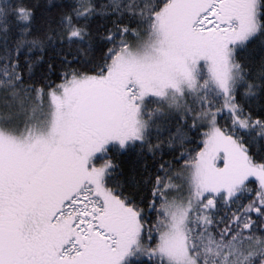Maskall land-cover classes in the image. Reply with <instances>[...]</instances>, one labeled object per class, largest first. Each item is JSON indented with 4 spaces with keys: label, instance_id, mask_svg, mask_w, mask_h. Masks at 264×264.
I'll return each mask as SVG.
<instances>
[{
    "label": "snow or ice",
    "instance_id": "obj_1",
    "mask_svg": "<svg viewBox=\"0 0 264 264\" xmlns=\"http://www.w3.org/2000/svg\"><path fill=\"white\" fill-rule=\"evenodd\" d=\"M0 264H264V0H0Z\"/></svg>",
    "mask_w": 264,
    "mask_h": 264
},
{
    "label": "trees",
    "instance_id": "obj_2",
    "mask_svg": "<svg viewBox=\"0 0 264 264\" xmlns=\"http://www.w3.org/2000/svg\"><path fill=\"white\" fill-rule=\"evenodd\" d=\"M41 3H47L48 0H40ZM53 2H55V0H53ZM51 79L55 80L56 79V76H52L50 77ZM223 122V121H221ZM199 131H202V130H197L196 132H189L188 133V137L190 140L193 141V143H197L200 141L201 137L200 135L198 134ZM193 145H188L187 147H192ZM131 155H125V156H122L120 159H119V163L121 164V166H123L125 169H127V167L129 166L130 162H131ZM151 217H155V213H152V216Z\"/></svg>",
    "mask_w": 264,
    "mask_h": 264
},
{
    "label": "rangeland",
    "instance_id": "obj_3",
    "mask_svg": "<svg viewBox=\"0 0 264 264\" xmlns=\"http://www.w3.org/2000/svg\"><path fill=\"white\" fill-rule=\"evenodd\" d=\"M151 220H152V222H154V220H155V217H151Z\"/></svg>",
    "mask_w": 264,
    "mask_h": 264
}]
</instances>
